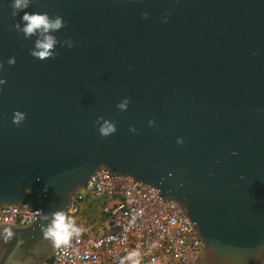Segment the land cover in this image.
I'll use <instances>...</instances> for the list:
<instances>
[{
    "label": "water",
    "instance_id": "obj_1",
    "mask_svg": "<svg viewBox=\"0 0 264 264\" xmlns=\"http://www.w3.org/2000/svg\"><path fill=\"white\" fill-rule=\"evenodd\" d=\"M12 2L0 0V207L40 214L0 223V264H48L58 248L42 229L101 171L176 202L204 246L194 264H264V0H31L17 15ZM25 12L62 18L51 57L32 54L44 35L17 29Z\"/></svg>",
    "mask_w": 264,
    "mask_h": 264
},
{
    "label": "built area",
    "instance_id": "obj_2",
    "mask_svg": "<svg viewBox=\"0 0 264 264\" xmlns=\"http://www.w3.org/2000/svg\"><path fill=\"white\" fill-rule=\"evenodd\" d=\"M69 218L83 231L48 264H120L139 251L141 264H194L204 246L176 202L148 184L108 171L97 173L72 200ZM88 210L96 217L83 221ZM40 211L28 205L0 207V223L26 227Z\"/></svg>",
    "mask_w": 264,
    "mask_h": 264
},
{
    "label": "clouds",
    "instance_id": "obj_3",
    "mask_svg": "<svg viewBox=\"0 0 264 264\" xmlns=\"http://www.w3.org/2000/svg\"><path fill=\"white\" fill-rule=\"evenodd\" d=\"M31 0H13L12 8L13 15H17L20 11L30 7ZM24 23L23 28H20V25H16L17 29L22 30L25 37H31L37 32H40L44 35L43 40H38L36 43V48L38 51H34L33 56L40 59H47L52 56V50L54 49L57 41L51 35H46L50 31H56L63 27V20L61 17H57L55 20H52L47 13H30L25 12L22 17ZM10 64H14L15 60L11 59ZM6 83L4 80H0V90L2 86ZM129 101L124 100L122 103L118 104L117 107L121 112L128 110ZM25 119V115L20 112H15L13 115V123L20 125ZM150 125H154V121L149 122ZM132 133H136L137 129L131 128ZM100 134L107 138L117 132L116 125L110 120H103L99 128ZM178 144L182 145L184 143L183 139L177 141ZM30 191V190H29ZM44 232V237L48 239L55 248H60L62 246H67L70 244L71 240L74 237H78L83 229L75 223V220L69 218L65 215L64 212H57L53 214V219L51 224L42 229ZM5 239H8L12 236V231L9 228L4 229ZM120 264H141V254L139 251L132 250L123 257L120 261Z\"/></svg>",
    "mask_w": 264,
    "mask_h": 264
},
{
    "label": "rangeland",
    "instance_id": "obj_4",
    "mask_svg": "<svg viewBox=\"0 0 264 264\" xmlns=\"http://www.w3.org/2000/svg\"><path fill=\"white\" fill-rule=\"evenodd\" d=\"M94 217H96V219H98V216H96V212H93L91 210H88V213H87V215H85L83 221H85V220L88 221V219H90V218L92 219Z\"/></svg>",
    "mask_w": 264,
    "mask_h": 264
}]
</instances>
